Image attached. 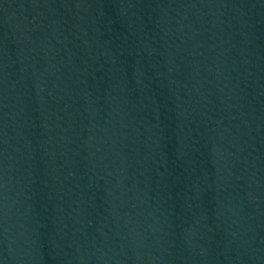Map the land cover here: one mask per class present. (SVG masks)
Returning a JSON list of instances; mask_svg holds the SVG:
<instances>
[{
  "label": "water",
  "instance_id": "95a60500",
  "mask_svg": "<svg viewBox=\"0 0 264 264\" xmlns=\"http://www.w3.org/2000/svg\"><path fill=\"white\" fill-rule=\"evenodd\" d=\"M0 264H264V0H0Z\"/></svg>",
  "mask_w": 264,
  "mask_h": 264
}]
</instances>
